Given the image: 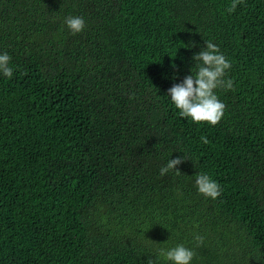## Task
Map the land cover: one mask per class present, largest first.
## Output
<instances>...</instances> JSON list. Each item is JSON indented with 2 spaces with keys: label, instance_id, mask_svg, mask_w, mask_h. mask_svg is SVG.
<instances>
[{
  "label": "trees",
  "instance_id": "16d2710c",
  "mask_svg": "<svg viewBox=\"0 0 264 264\" xmlns=\"http://www.w3.org/2000/svg\"><path fill=\"white\" fill-rule=\"evenodd\" d=\"M231 3L0 0V264H172L179 244L191 264H264V0ZM206 40L234 82L215 126L168 96Z\"/></svg>",
  "mask_w": 264,
  "mask_h": 264
},
{
  "label": "clouds",
  "instance_id": "9594fccd",
  "mask_svg": "<svg viewBox=\"0 0 264 264\" xmlns=\"http://www.w3.org/2000/svg\"><path fill=\"white\" fill-rule=\"evenodd\" d=\"M244 0H232L227 11L233 13ZM67 27L73 34L82 32L86 27L85 19L82 16H68L65 18ZM12 57L9 53L0 54V74L8 77L13 76V68L10 67ZM193 60L196 62L195 72L187 75L180 83H175L168 89V96L172 103L179 110L181 117L190 118L193 122H207L212 126L217 125L223 118L226 111V104L222 102L216 94L217 88L234 90L232 79L225 80L227 70L232 67L231 61L220 52L219 46L211 40H206V47L194 54ZM176 67V65H173ZM201 140L208 143L207 137L202 136ZM188 157H176L170 159L167 164L160 169V175L164 176L170 170L180 171L177 165ZM196 186L198 191L205 197L218 198L222 193L221 185L212 179L209 174L198 172L196 174ZM195 240L198 246H202L204 237L197 235ZM172 264H191L196 253L194 250L179 244L171 249H161L158 254ZM148 264H153L152 260Z\"/></svg>",
  "mask_w": 264,
  "mask_h": 264
}]
</instances>
